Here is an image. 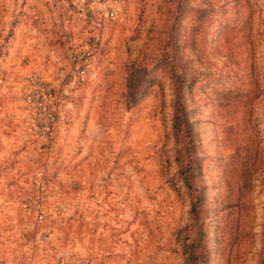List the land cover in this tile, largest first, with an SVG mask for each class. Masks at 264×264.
<instances>
[{
	"label": "rangeland",
	"instance_id": "obj_1",
	"mask_svg": "<svg viewBox=\"0 0 264 264\" xmlns=\"http://www.w3.org/2000/svg\"><path fill=\"white\" fill-rule=\"evenodd\" d=\"M169 66L208 264H264V0H0V264L183 263Z\"/></svg>",
	"mask_w": 264,
	"mask_h": 264
},
{
	"label": "trees",
	"instance_id": "obj_2",
	"mask_svg": "<svg viewBox=\"0 0 264 264\" xmlns=\"http://www.w3.org/2000/svg\"><path fill=\"white\" fill-rule=\"evenodd\" d=\"M210 3L211 0H203ZM203 13L204 10H202ZM209 11L206 12V16ZM167 72L176 79L170 128L173 137L172 157L175 174L168 181L170 188L185 197L189 204L187 224L176 231L179 234V249L182 264H208L209 253L204 232L202 213L205 207L204 189L197 180L199 163L195 159V142L189 130L187 112L182 99L181 85L186 78L194 76L185 69L169 66ZM192 78V77H191ZM264 244V239H263Z\"/></svg>",
	"mask_w": 264,
	"mask_h": 264
},
{
	"label": "built area",
	"instance_id": "obj_3",
	"mask_svg": "<svg viewBox=\"0 0 264 264\" xmlns=\"http://www.w3.org/2000/svg\"><path fill=\"white\" fill-rule=\"evenodd\" d=\"M120 11L119 7H115L113 8L109 13L106 14V16L108 17H113L116 13H118Z\"/></svg>",
	"mask_w": 264,
	"mask_h": 264
}]
</instances>
